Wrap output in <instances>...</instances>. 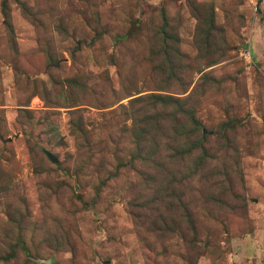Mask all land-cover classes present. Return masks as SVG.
Masks as SVG:
<instances>
[{"label": "rangeland", "instance_id": "rangeland-1", "mask_svg": "<svg viewBox=\"0 0 264 264\" xmlns=\"http://www.w3.org/2000/svg\"><path fill=\"white\" fill-rule=\"evenodd\" d=\"M258 1L0 0V264H264Z\"/></svg>", "mask_w": 264, "mask_h": 264}, {"label": "trees", "instance_id": "trees-1", "mask_svg": "<svg viewBox=\"0 0 264 264\" xmlns=\"http://www.w3.org/2000/svg\"><path fill=\"white\" fill-rule=\"evenodd\" d=\"M262 0L258 1L259 9ZM261 11V10H260ZM156 107L163 106L161 109L163 112H168L170 114H155L152 118L147 117L142 119V127L139 131V145L141 152H144L150 145H153L152 148L156 149L159 145H162L161 141L158 140L155 136H153L154 131L156 133L161 130L162 125L168 121L170 118L174 121L178 126H182L180 130L176 129V136L173 138V143L177 144L180 142L190 141L185 151L177 153L178 158H183V156H188L189 158H194L198 160L196 171L204 170L209 164L207 149H208V139L207 138H199L197 136V132L202 127V124L195 118V112L189 106H180L176 101H172L170 98L162 97L161 99H157L155 102ZM154 111H158L156 108ZM186 120L185 124L180 123L182 119ZM156 124L157 127L152 131L151 125ZM233 128V127H232ZM230 124H225L223 127L224 133L226 134L228 131L232 130ZM158 131V132H157ZM193 136L197 138L193 139ZM164 165V164H162ZM193 179V176L191 177ZM28 254V253H27ZM2 257L1 259L5 261H9L12 256Z\"/></svg>", "mask_w": 264, "mask_h": 264}, {"label": "water", "instance_id": "water-1", "mask_svg": "<svg viewBox=\"0 0 264 264\" xmlns=\"http://www.w3.org/2000/svg\"><path fill=\"white\" fill-rule=\"evenodd\" d=\"M48 156L53 163L57 164L59 162V160L53 154L48 153Z\"/></svg>", "mask_w": 264, "mask_h": 264}]
</instances>
